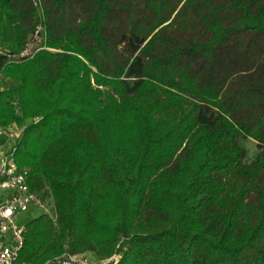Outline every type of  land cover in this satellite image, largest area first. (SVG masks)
Returning <instances> with one entry per match:
<instances>
[{
  "label": "trees",
  "instance_id": "1",
  "mask_svg": "<svg viewBox=\"0 0 264 264\" xmlns=\"http://www.w3.org/2000/svg\"><path fill=\"white\" fill-rule=\"evenodd\" d=\"M0 45L16 264H264V0H0Z\"/></svg>",
  "mask_w": 264,
  "mask_h": 264
},
{
  "label": "built area",
  "instance_id": "2",
  "mask_svg": "<svg viewBox=\"0 0 264 264\" xmlns=\"http://www.w3.org/2000/svg\"><path fill=\"white\" fill-rule=\"evenodd\" d=\"M41 28H36L32 42L19 54L8 55L12 60L32 59L36 53L46 49L42 45ZM5 48L0 45V55L5 56ZM1 75V74H0ZM21 129L16 125L0 126V264H16L22 245L23 229L18 216L29 212L30 207L47 212L46 205L30 191L25 169L19 168L15 146L20 138ZM118 257L96 260L88 255L63 254L54 264H116Z\"/></svg>",
  "mask_w": 264,
  "mask_h": 264
},
{
  "label": "rangeland",
  "instance_id": "3",
  "mask_svg": "<svg viewBox=\"0 0 264 264\" xmlns=\"http://www.w3.org/2000/svg\"><path fill=\"white\" fill-rule=\"evenodd\" d=\"M5 85H8V81L4 79L2 75H0V91L4 89ZM244 146L248 151V158L251 159L257 152L255 143L251 140H247L244 142ZM46 208L48 210L47 206ZM42 212L43 211L41 209H35L34 207H30L29 212L19 215L17 221L22 227H24L31 220L39 217ZM88 256L90 257V259H92L93 262H96V260H98L93 254Z\"/></svg>",
  "mask_w": 264,
  "mask_h": 264
}]
</instances>
